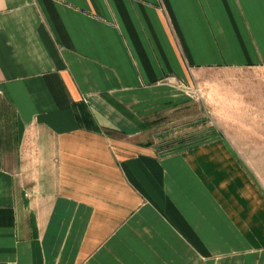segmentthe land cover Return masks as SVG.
Instances as JSON below:
<instances>
[{
	"label": "crops",
	"instance_id": "crops-1",
	"mask_svg": "<svg viewBox=\"0 0 264 264\" xmlns=\"http://www.w3.org/2000/svg\"><path fill=\"white\" fill-rule=\"evenodd\" d=\"M257 67L264 0H0V264H264V168L161 128Z\"/></svg>",
	"mask_w": 264,
	"mask_h": 264
},
{
	"label": "rangeland",
	"instance_id": "rangeland-1",
	"mask_svg": "<svg viewBox=\"0 0 264 264\" xmlns=\"http://www.w3.org/2000/svg\"><path fill=\"white\" fill-rule=\"evenodd\" d=\"M206 79L204 97L194 93L193 102L163 117L167 148L177 144L175 137L194 144L221 130L246 151L234 158L241 168H264V67L210 71Z\"/></svg>",
	"mask_w": 264,
	"mask_h": 264
}]
</instances>
